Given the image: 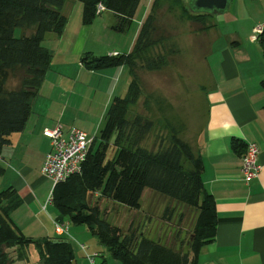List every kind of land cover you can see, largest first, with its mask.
Masks as SVG:
<instances>
[{
	"label": "trees",
	"instance_id": "trees-1",
	"mask_svg": "<svg viewBox=\"0 0 264 264\" xmlns=\"http://www.w3.org/2000/svg\"><path fill=\"white\" fill-rule=\"evenodd\" d=\"M79 1L83 4L84 25L92 24L100 14L97 6L101 3L116 16L114 29L126 31L133 24L141 0ZM65 2L0 0V154L10 136L23 131L30 118L52 62V53L43 41L49 32L60 35L64 31L67 18L61 10ZM188 9L192 22L200 25L198 31H205L206 16L211 13ZM158 10L159 0H154L130 51L82 55L86 69L123 66L130 81L125 95L114 97L107 109L104 126L93 137L81 172L53 186V205L58 211L56 221L86 225L121 264H198L200 252L215 240L217 228L216 201L202 179V156L180 136V126L171 120L159 126L160 122L141 113L128 117L142 95L138 70L161 69L176 52L173 44L167 47L170 34L159 23ZM17 27L34 31L16 37ZM257 40L264 55V30ZM261 85L264 88V79ZM232 147L240 153L246 144L235 139ZM5 171L0 165V176ZM145 190L177 202L187 215H193L186 238L178 229L171 234L172 242L162 241L142 233L137 226L125 230L104 217L101 199L139 209ZM21 202L13 186L0 188V264H7L10 257L5 247L17 248V257L23 260L31 246L38 251L42 264H74L73 249L65 235L31 237L13 221L11 213ZM100 264H108L107 258Z\"/></svg>",
	"mask_w": 264,
	"mask_h": 264
},
{
	"label": "crops",
	"instance_id": "crops-1",
	"mask_svg": "<svg viewBox=\"0 0 264 264\" xmlns=\"http://www.w3.org/2000/svg\"><path fill=\"white\" fill-rule=\"evenodd\" d=\"M159 1L162 5L161 0ZM153 2L154 0L146 11L143 10L139 14L136 34L149 14ZM183 2L191 7L187 1ZM140 3L134 20L139 13ZM61 11L67 18L63 35L60 38H52L50 46L46 48L53 52L54 58L60 57L63 62L64 57L72 55V52L82 54L85 46L79 45L85 40V44L88 42L94 24H83V4L79 0L70 3L66 0ZM222 13H226L228 23L233 25L232 32L224 33L217 30V24L210 21V16L214 13L206 16L208 28L204 33L208 42V56L205 58L204 67L207 82L201 87L205 91L207 105L204 122L202 125L200 122L179 124L180 136L202 156L204 163L202 179L216 201V237L202 249L198 264H264V88L261 85L264 79V55L259 41L252 38L254 29L264 24V0H229L227 9ZM108 20L111 23L116 20L113 12L107 16L106 21ZM111 23L107 22V29ZM70 30L76 35L75 43L73 47L68 46L64 53L59 55ZM77 38L81 39L77 41ZM132 46L133 42L130 41L127 52ZM107 50L109 55L122 53L119 49L111 47ZM82 69L83 65L80 67V75L84 73ZM124 69L126 68L121 66L98 72L89 70L88 73H97L98 77L103 78V85L113 81V87L118 76L120 74L123 76ZM50 73L52 72H47L39 95L33 103L25 129L12 134L10 142L4 146L0 154V165L6 169L0 180V187L4 189L13 186L22 201L11 213V217L25 234L35 232L36 238L59 236L54 226L58 214L49 210V205L43 209L46 201L45 195L40 192V185L48 178L39 176L37 172L39 169L41 172L45 155L49 150L50 140L43 131L45 128L62 124L70 102V100L63 102L62 98L70 92L64 88L62 91L66 92L60 93L61 89L54 85L46 88L49 83L48 75H52ZM58 76L54 74L53 77ZM64 78L62 77V81ZM55 93L60 94V97H53ZM63 129L66 132L70 128ZM235 139L246 145L256 143L260 151L258 155L260 171L258 176L249 182L244 180L241 171L245 150L239 153L233 149L232 142ZM147 194L152 196L149 201H146ZM153 195L154 192L145 190L141 207L134 209L143 213L149 223ZM103 200L107 199H101L99 204ZM146 224L144 221L131 223L130 226H137L142 233L147 234ZM172 226L174 225L169 227ZM70 227L68 223L69 234ZM176 229L181 231L182 237H187L185 227ZM171 234L172 232L164 230L161 234L156 233L154 238L172 242ZM175 242L178 245L176 240ZM88 261L95 264L94 259Z\"/></svg>",
	"mask_w": 264,
	"mask_h": 264
},
{
	"label": "rangeland",
	"instance_id": "rangeland-1",
	"mask_svg": "<svg viewBox=\"0 0 264 264\" xmlns=\"http://www.w3.org/2000/svg\"><path fill=\"white\" fill-rule=\"evenodd\" d=\"M72 1L74 0H69V3ZM151 1L141 0L139 13L131 27L126 31L114 29L113 26L116 20L112 23L109 20L106 21L111 11L105 9L98 14L92 22L94 27L88 42L85 44V40L79 45L80 47L81 45L85 46L82 54L77 55L72 52V55H66L62 62L60 57L54 58L52 52V62L48 70V72H52L50 73L52 75H48L49 83L46 88L54 85L61 89L60 93L66 92L62 91L64 88L70 92L67 93L65 98H62L63 102L64 100H70L69 108L65 111L66 117L62 120L63 125L61 124V126L63 128L79 127L87 131L92 137L99 134L105 123L107 109L114 97L125 95L130 76L126 68L122 72L123 76H121L122 74L118 76L113 87V81L110 84L106 82L103 85V78L98 77L97 73H88L89 70L85 67L82 69L84 73L80 75L81 57L86 52H91L95 56L107 55L108 47L119 49L122 53H126L128 43L130 41L135 42L137 26H139V14L143 10H147ZM186 1L191 4L193 0ZM161 3L162 5L159 4L158 20L165 28V31L170 34V41H167V47L173 44L176 52L172 55L171 61L161 69L147 70L143 68L138 70V74L141 77L142 95L137 104L128 113V117L131 118L136 113H141L150 116L158 123L160 122L159 126H162L165 120H171L176 125L194 122H200L202 125L207 109L205 91L201 89L207 82V73L204 67L205 58L208 56L206 34L204 31H198L200 25L192 22V14L183 0H161ZM210 17V21L212 20L217 24L216 28L218 31L228 33L234 30L233 25L227 21L226 13L213 14ZM107 22L111 23L108 29L106 26ZM33 31V29L17 27L14 30V35L21 37L22 35H30ZM63 32L60 35L55 32L47 33L43 45L45 47L50 46L52 38H60ZM253 35L254 31L252 37ZM80 39L77 38V41ZM75 40L76 35L73 30H70L63 42L59 55L63 54L68 46L73 47ZM101 70H95L94 72ZM54 74L59 76L54 78ZM62 77H65L63 81ZM56 96L60 97V94L56 95L55 93L53 97ZM63 102H61V107H63ZM37 173L42 177L40 169ZM2 176H0V180H2ZM53 184L52 180L45 179L40 185V192L45 195V201L50 195L49 193H51ZM151 198V194H147L146 201L151 200ZM152 201L153 208L150 223L149 220H146L143 213L134 211V209L122 204L103 200L100 205L107 221L125 230L130 227L131 223L137 224L145 221L147 223V235L152 238H154L156 233L161 234V231L164 230L168 233H176L178 230L176 227H185L186 233L189 234L193 226L194 217L191 214L187 215V210L180 207L182 205H178L175 201L169 202L166 197L158 193L153 195ZM49 210L58 214L54 205H49ZM182 210L184 211V217L180 221ZM168 225L174 226L169 227ZM69 226H71V233L69 234L68 232L65 238L71 243L75 257L74 264H91L88 261V255L94 256L98 253L94 257L95 264H100L105 258H107L108 264H121L119 260L111 257L108 249L99 242L98 238L86 225L69 223ZM26 235L36 237L35 232H27ZM163 235L165 234L163 233ZM4 251H7L10 256L7 264H42L39 253L33 246L26 250V257L23 260H19L17 257V248L5 247Z\"/></svg>",
	"mask_w": 264,
	"mask_h": 264
},
{
	"label": "built area",
	"instance_id": "built-area-1",
	"mask_svg": "<svg viewBox=\"0 0 264 264\" xmlns=\"http://www.w3.org/2000/svg\"><path fill=\"white\" fill-rule=\"evenodd\" d=\"M98 12L105 10L103 4H98ZM264 30V24H260L254 29L253 39L257 40L258 35ZM111 55H117L112 53ZM44 135L50 140L49 150L45 155L41 167L42 175L53 181L54 185L65 180L71 175L78 174L82 170V164L85 161L89 145L93 139L86 131L78 127H71L64 131L61 125L52 128H45ZM259 148L256 143H248L242 156L241 171L246 182L251 181L258 176L260 165L258 163ZM53 204L52 192L48 196L43 209ZM55 232L59 236L68 234L67 222H54ZM83 246V245H82ZM94 256H88L93 261Z\"/></svg>",
	"mask_w": 264,
	"mask_h": 264
},
{
	"label": "water",
	"instance_id": "water-1",
	"mask_svg": "<svg viewBox=\"0 0 264 264\" xmlns=\"http://www.w3.org/2000/svg\"><path fill=\"white\" fill-rule=\"evenodd\" d=\"M228 3L229 0H193L190 9L194 12L222 13L227 9Z\"/></svg>",
	"mask_w": 264,
	"mask_h": 264
}]
</instances>
